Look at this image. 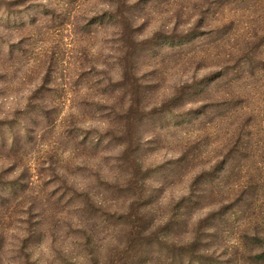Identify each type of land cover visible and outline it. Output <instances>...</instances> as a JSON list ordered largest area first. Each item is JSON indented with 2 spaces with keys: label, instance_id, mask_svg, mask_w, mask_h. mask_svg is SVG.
Returning <instances> with one entry per match:
<instances>
[{
  "label": "clouds",
  "instance_id": "9594fccd",
  "mask_svg": "<svg viewBox=\"0 0 264 264\" xmlns=\"http://www.w3.org/2000/svg\"><path fill=\"white\" fill-rule=\"evenodd\" d=\"M0 264H264V0H0Z\"/></svg>",
  "mask_w": 264,
  "mask_h": 264
},
{
  "label": "rangeland",
  "instance_id": "374dc122",
  "mask_svg": "<svg viewBox=\"0 0 264 264\" xmlns=\"http://www.w3.org/2000/svg\"><path fill=\"white\" fill-rule=\"evenodd\" d=\"M217 163H219V161H217ZM181 191H182V187H178V188L176 189L177 194H179Z\"/></svg>",
  "mask_w": 264,
  "mask_h": 264
}]
</instances>
